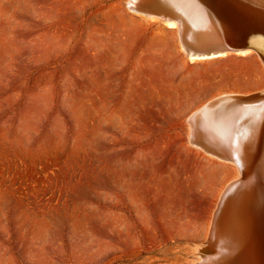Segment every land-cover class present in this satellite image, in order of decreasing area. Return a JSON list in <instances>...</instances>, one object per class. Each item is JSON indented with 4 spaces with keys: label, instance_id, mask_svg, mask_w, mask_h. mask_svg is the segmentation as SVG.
<instances>
[{
    "label": "rangeland",
    "instance_id": "1",
    "mask_svg": "<svg viewBox=\"0 0 264 264\" xmlns=\"http://www.w3.org/2000/svg\"><path fill=\"white\" fill-rule=\"evenodd\" d=\"M128 1L0 0V264L201 261L239 174L191 143L189 116L264 89V68L189 62Z\"/></svg>",
    "mask_w": 264,
    "mask_h": 264
},
{
    "label": "bare ground",
    "instance_id": "2",
    "mask_svg": "<svg viewBox=\"0 0 264 264\" xmlns=\"http://www.w3.org/2000/svg\"><path fill=\"white\" fill-rule=\"evenodd\" d=\"M127 8L176 27L189 62L249 53L264 68V0H129ZM188 122L202 151L232 163L239 174L220 198L231 196L236 213L230 210L225 225L202 244L197 264H264V89L221 94ZM238 205L250 210L249 240Z\"/></svg>",
    "mask_w": 264,
    "mask_h": 264
},
{
    "label": "water",
    "instance_id": "3",
    "mask_svg": "<svg viewBox=\"0 0 264 264\" xmlns=\"http://www.w3.org/2000/svg\"><path fill=\"white\" fill-rule=\"evenodd\" d=\"M186 50L189 48L186 44H184ZM233 51V50H232ZM195 129H192V132L190 133V141L192 140V143L194 146L198 148H202V145L195 140ZM226 189V188H225ZM225 191V190H224ZM232 198L226 197L223 203H221L222 199L219 200L218 205H217V210L216 213L214 214L211 222V228H210V233L208 239L218 230L222 227V225H225V218L227 213L230 212V210H233V207H231V202ZM235 206V205H234ZM237 208H239L242 212H244V218H243V226L247 228V225L249 226V229L247 228V233H248V240L250 239V229H251V214L250 210L247 206L245 205H238ZM235 210H233V214H235Z\"/></svg>",
    "mask_w": 264,
    "mask_h": 264
}]
</instances>
